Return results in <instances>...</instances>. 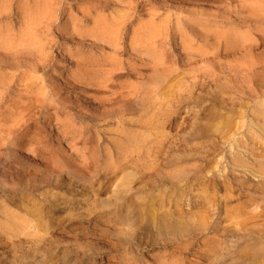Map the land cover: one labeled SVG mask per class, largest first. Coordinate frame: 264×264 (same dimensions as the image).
Instances as JSON below:
<instances>
[{
	"label": "rangeland",
	"instance_id": "374dc122",
	"mask_svg": "<svg viewBox=\"0 0 264 264\" xmlns=\"http://www.w3.org/2000/svg\"><path fill=\"white\" fill-rule=\"evenodd\" d=\"M0 10L16 214L88 264H264V0Z\"/></svg>",
	"mask_w": 264,
	"mask_h": 264
},
{
	"label": "bare ground",
	"instance_id": "6f19581e",
	"mask_svg": "<svg viewBox=\"0 0 264 264\" xmlns=\"http://www.w3.org/2000/svg\"><path fill=\"white\" fill-rule=\"evenodd\" d=\"M4 50L0 47V51ZM7 69L11 71L8 77L2 74ZM15 69L14 62L8 66L0 64V249H4L0 264H88L95 260L94 253H87L79 246L65 251L57 241L45 236L49 226L40 219L41 207L38 211L24 210L27 216H32L31 220L16 214V99L13 91L6 92L7 87L16 83ZM260 114L264 117V109ZM258 129L264 142V130ZM122 240L128 242L126 234ZM60 253L62 257H58Z\"/></svg>",
	"mask_w": 264,
	"mask_h": 264
}]
</instances>
